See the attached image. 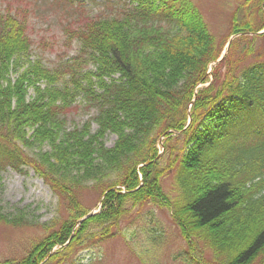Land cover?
<instances>
[{"label":"trees","instance_id":"16d2710c","mask_svg":"<svg viewBox=\"0 0 264 264\" xmlns=\"http://www.w3.org/2000/svg\"><path fill=\"white\" fill-rule=\"evenodd\" d=\"M67 1L74 10L59 16L67 34L62 45L69 49L77 39L79 53L74 61L59 56L56 66L32 58L33 42L17 10L7 7L0 19V169L33 167L57 194L63 215L32 259L5 264H39L47 256V262L69 256L75 262L79 245L93 249L112 235L129 202L169 208L192 247L202 241L218 264H264V64L243 65L256 40L232 43L231 50L237 42L246 45L236 55L230 50L224 71L221 64L214 69V81L196 96L192 124L183 129L194 88L208 79L207 65L226 41L218 45L197 4L104 0L85 13L82 0ZM247 1L260 6L263 0ZM257 28L258 22L235 16L230 23L233 33ZM77 102L95 112L70 128L62 113ZM168 129L181 132L167 136L158 157V139ZM111 135L114 144L107 146ZM141 162L147 163L140 168L144 186L127 194L111 189L136 188ZM167 176L172 190L161 183ZM95 186L108 191L103 210L50 257L52 245L64 244L86 213L79 190ZM20 216L11 218L0 205L7 223ZM180 257L184 264H208L190 252Z\"/></svg>","mask_w":264,"mask_h":264},{"label":"rangeland","instance_id":"374dc122","mask_svg":"<svg viewBox=\"0 0 264 264\" xmlns=\"http://www.w3.org/2000/svg\"><path fill=\"white\" fill-rule=\"evenodd\" d=\"M194 1L202 11L219 45V42L224 41L230 33L233 11L241 0ZM94 4H96L95 1L86 3L84 9H90ZM6 7L12 8L11 12L17 10L28 23L29 33L33 39L32 52L35 56L44 58L47 63L52 65L58 63L59 56L61 59L67 60V55L73 56L77 53L75 43L69 48V51L62 45L61 37L64 32L59 24V15L61 14L59 3L52 0H0V13ZM251 19L255 20L254 17ZM263 21L264 16L262 15L258 23ZM245 45L243 41L237 42L231 53L236 55L235 51L244 49ZM223 50L222 46V53ZM252 50L254 51L247 60L250 62L264 61V35L256 39ZM93 112V109L88 111L77 102L66 108L62 115L67 119V126L72 128L74 125L84 123ZM93 126V130H95L96 124ZM115 138L114 135H111L107 143L113 144ZM166 184L167 182H164V185ZM100 188L97 186L83 187L79 190L78 194L84 206L99 207L102 198ZM51 194V189L43 184L31 169L26 173L15 169L11 170V168H6L3 171V178L0 180L2 210L11 218L23 216H20L22 219L15 225L0 218V264L21 260L24 256H28V260H30L35 256L36 250L39 248L42 250L38 243L39 240L63 216L59 213L57 205L50 204ZM145 211L146 209L143 208L139 215V221L134 225L124 221L123 234H117L99 243L98 250L93 249L91 254L86 255V251L81 250L85 246L79 245L74 255L82 253L77 259L81 260V257H84V264H177L173 258L174 254L186 247V243L179 233L180 227L176 226V221L171 213L160 206L155 212V222L159 227L164 228L165 238L159 245L154 244L150 238L152 225L147 222V219H140L144 217ZM132 212L134 213V211ZM60 248L61 245L56 244L52 250L56 251ZM201 248L204 250L206 258L212 261L211 251L205 247ZM46 258L38 261H44ZM68 259L61 264H73L72 257L69 256Z\"/></svg>","mask_w":264,"mask_h":264}]
</instances>
